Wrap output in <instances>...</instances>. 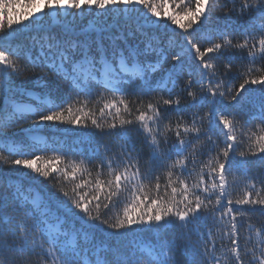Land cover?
Segmentation results:
<instances>
[{
  "label": "snow or ice",
  "instance_id": "1",
  "mask_svg": "<svg viewBox=\"0 0 264 264\" xmlns=\"http://www.w3.org/2000/svg\"><path fill=\"white\" fill-rule=\"evenodd\" d=\"M228 2L233 3L232 9L227 8ZM41 3L49 9H80L87 5L100 10L123 6L128 11H135V6L142 5L147 9L144 25L156 29L168 27L159 19H153L160 16L159 9L163 8V4L154 0H31L32 7ZM173 3L179 10L168 15L167 20L188 33L184 37L185 46L171 57L178 62L180 71H188V79L182 87L177 82L179 72L169 76L171 88L166 82L154 86L152 76L168 59L158 47L159 42H152L155 37H150L143 50L113 48L109 51L100 43L79 40L71 33L63 39L49 35L45 42H41L40 53L36 57L27 56L24 65L19 64V52L15 49L9 51L11 46L6 47L0 41V73L20 76L29 64L33 69L47 68L58 79L69 83V93L76 92L75 97L67 95L60 104H48L47 111L24 109L5 98L0 101V110L7 112L8 122L33 118V128L28 131L35 139L49 124L88 128L86 118L91 117L93 129L100 135L116 137L118 142V153L109 156L107 151L101 154L97 149L91 157L72 165L74 183L75 173L81 166L88 171L87 165L93 159L97 161L95 186L99 191L95 193L81 192L84 184L74 183L71 194L63 186L58 188L64 200L52 194L48 201L39 196L31 200L24 197L17 204L15 199L18 196L13 199L0 197V264H32L33 257L39 264H177L176 253L181 244L187 256L185 264H264V226L257 227L250 222L253 212L264 215V195H261L264 180H260L258 189L253 182L256 178L250 177L246 168L249 156L264 163V88L259 90V115L250 120L240 121L237 114L225 113L222 104V99L227 98L234 102L233 108H242L255 91L249 86H264V0H242L239 9L235 8V0H225V3L194 0V6L193 0H178V3L173 0ZM6 6L0 3V10ZM216 11H222L228 20L232 12L251 19L241 32L242 40L234 42L226 24L224 30L216 32L215 36L208 35V46L202 48L193 39L196 31L193 25L203 27V22L211 21L212 13ZM182 17H189L187 24L181 23ZM19 23L8 17L10 31L4 32V23L0 21V36L11 37L13 25ZM231 49L246 52L248 66L239 75L233 74L231 60L223 65L222 70L216 63ZM152 54L160 59L148 60ZM10 55H15L16 59H9ZM257 63L259 67L254 66ZM194 75L199 79L193 80ZM230 76L241 81L238 87L230 83ZM98 77L107 82L105 90L113 97L99 108V118L84 111L90 102L93 86H101ZM165 90L167 97L159 95ZM182 93L188 98L184 108L181 107ZM81 96L85 99L76 111L83 115H73V104H80ZM189 108L195 110L191 113L190 124L181 115ZM201 109L206 111L201 114ZM256 120L258 125L254 123ZM7 126L6 122L4 127ZM217 129L224 137L223 146L213 138ZM133 132L142 134L148 145L149 156L143 162L140 152L130 146ZM193 133L195 135L189 138ZM171 134L175 135V143H169ZM201 140L204 144L197 147ZM245 142L247 149L240 150L239 145ZM38 145L37 140L32 147ZM205 147L207 160L198 161V157L205 154ZM5 148L9 156L18 158L0 156V165L22 166L45 179L51 177L52 172L60 171L53 167L52 161L37 165L46 148L25 153L22 146L9 141H5ZM59 155L62 154H58L56 163H59ZM158 170L162 171L164 181L157 174ZM105 175L109 177L106 181L101 179ZM230 175L231 184L244 183L243 196L233 198ZM63 176L65 180L69 177L67 169L63 170ZM53 179L59 182V177ZM189 179L192 183L188 182ZM104 188L107 192L101 200L100 191ZM52 204L63 215L53 211ZM69 219L72 221L71 231L64 229ZM76 222H79V228L75 227ZM202 223L208 226L206 232H201L198 227ZM170 230H174L171 235ZM145 233L153 234L154 241H141L140 236ZM97 234L102 238L100 244L93 243ZM253 235L259 247L252 242ZM129 236L131 241L112 248L102 242L104 238L124 240ZM77 238L92 245L93 259L88 258L89 249L81 253Z\"/></svg>",
  "mask_w": 264,
  "mask_h": 264
},
{
  "label": "trees",
  "instance_id": "2",
  "mask_svg": "<svg viewBox=\"0 0 264 264\" xmlns=\"http://www.w3.org/2000/svg\"><path fill=\"white\" fill-rule=\"evenodd\" d=\"M153 2V0H150ZM157 4H163V8H160V16L154 17L153 19H159L162 24H167L168 27L156 29L148 25H144V15L147 9L143 6H135V11H128L123 9V6H117V9H113L111 6L105 10L96 9L94 6L89 8L87 5H83L80 9H68L67 7L53 8L49 9L41 3L37 7L31 6V0H0V3H5L7 6L0 10V21L4 23V32L10 31L7 27L8 17H12L14 20L20 21L19 24L13 25V35L11 37L0 36V41H3L4 46L10 45L8 49L12 51L17 50L20 54L19 64L24 65L26 63V57L32 56L36 57L41 51V42H45V38L49 35L55 36L57 39H63L68 33H71L74 37L79 40H86L89 43H100L106 49L111 51L113 48H118L122 51H127L132 48H137L143 50L150 37H155L156 39L152 42L158 43V47L161 49L164 55L168 57L167 61L163 62L159 71L155 72L152 76V81L154 86L162 82H166L168 87L171 88V81L168 79L169 76L176 75L177 82L182 87L184 82L188 79V71H180L178 67V62L171 59L172 55L180 52L182 46H185L184 37L188 34L179 25L171 24L167 20L168 15H174L179 9L173 0H154ZM221 3H225V0H220ZM178 3V0H177ZM242 0H235V8L239 9ZM194 6V0H193ZM227 8L232 9L233 3L228 2ZM119 9V10H118ZM30 14V15H29ZM249 16L240 17L236 12L231 13V18L228 20L222 11H216L212 13L211 21H204L203 27L200 24H194L193 29L196 31L193 33V39L196 40L202 48L208 46L207 36H215L216 32L224 30L225 25L228 24V33L233 41H239L243 39L241 35L242 30L250 22ZM189 17H182L181 23L187 24ZM27 25V27H24ZM192 30L190 29L189 32ZM47 52V48L44 49ZM216 55V54H210ZM244 57V59H241ZM9 59L15 60V55H10ZM141 59H145L141 57ZM150 61H156L160 59L155 54L147 57ZM231 60L233 65V74L239 75V73L248 66V59L245 51L231 49L228 52L223 53L216 63L219 65L220 69H223V65ZM198 63V62H194ZM259 67L260 64L254 65ZM47 73V75H45ZM261 74V73H257ZM38 77H43L42 80L37 79ZM193 80L199 79L198 76H193ZM100 79V85L93 86V92L90 98V102L84 111H89L94 113V115L99 118V108L103 106L104 101H111L113 99L112 94L105 89L108 87L107 82ZM231 84L238 87L240 80L232 79L230 76L228 78ZM255 91H253L249 98L245 101L244 105L237 106L233 108V101L227 98L222 99L223 111L228 114H237V119L240 121L250 120L255 116L259 115L260 103H261V88L262 85H251L249 86ZM178 91V89H177ZM76 96V92L72 91L69 93V83L62 79H58L54 72H50L47 68L33 69L29 64L27 70L23 71L20 76H5L0 73V101L5 98H9L16 105L24 108L25 106L29 109L36 111L42 110L47 111L48 104L55 102L60 104L61 101L67 96ZM156 95V94H154ZM159 95H164L167 97L168 93L165 90ZM184 100L182 101L181 107L184 108L188 102L186 93H182ZM98 97H101L99 100ZM117 99H119V94H117ZM85 97L81 96L80 104H73V115H83V113H77V109L81 108ZM11 109L9 108V111ZM107 111V110H106ZM114 113L115 109H111ZM122 116H123V110ZM195 111L194 109H187L182 112L184 120L189 124L191 123V113ZM201 114L206 109H201ZM67 115V113H65ZM7 112L0 110V156H8L9 159L18 158L17 156H9L7 149L5 148V141L15 142L16 146H22V151L25 153L31 151H37L41 148H46V151L42 155V161H38L37 165L42 166L43 161H52L53 167L60 170L52 172V176L48 179L38 176L37 174L31 172V170L24 169L22 166H10V165H0V197L8 196L10 199L14 197H19L15 199V203L19 204L23 201L24 197L31 200L33 197H42L44 201H48V197L55 194V197L59 200H64L62 193L58 191L60 186H63L65 190H68L71 194V190L74 187V183L84 184V188L80 189L81 192L95 193L99 190L96 189L95 179L96 171L95 166L97 161L93 159L91 164L87 165L88 171L84 170L81 166L80 170L75 173V180L73 183V178L71 175L72 165L74 163H79L82 158L91 157L94 150L99 149L101 154L107 151L109 156L114 153H118V142L116 137L108 135H100L95 129L91 127L90 119L87 117L89 127H78L67 124H49L44 127L43 130L33 138L28 130L33 128L34 120L33 118L18 119L16 121H7ZM175 114H173V119L175 120ZM105 119H108L106 116ZM8 123L7 127H4L5 123ZM110 122V121H109ZM118 123V121H117ZM255 124H259V121H254ZM107 127V124H105ZM222 125L220 128L222 129ZM119 131V128H117ZM195 134H190L189 138H192ZM237 136H240V131L237 132ZM213 138L216 139L221 146H223L224 137L219 129L214 130ZM39 142L37 148H33L32 145ZM176 138L174 134H171L169 143H175ZM130 146L135 147V149L140 152L143 160H146L149 156L148 145L144 142L142 134L138 132H133L130 138ZM204 144L201 140L197 143V147ZM248 147L247 142L240 144V150H246ZM204 155L198 157V161L207 160V147L203 149ZM59 155V163H56L57 156ZM83 154V157L81 156ZM236 159L239 160L240 157L237 155ZM249 163L246 168L249 171L250 177H255L253 181L257 184V188H260V180H264V163H260L256 157H247ZM67 169L69 172V177L65 180L63 176V170ZM51 171V169H49ZM89 171L91 174H89ZM206 171V170H205ZM235 171V170H234ZM243 169H240L242 172ZM240 172H235L239 175ZM161 175L162 181L165 177L162 171L158 170ZM53 177H59V182L53 179ZM109 177L107 175L103 176L102 180H107ZM230 181V191L232 192L233 198L241 197L245 194L244 183L231 184L232 176H229ZM189 183L192 180L189 179ZM170 192V189L168 190ZM107 192V188L100 191L101 200H103L104 194ZM264 195V192H261ZM95 201L93 202V204ZM53 211H57L59 215H63L59 212L55 204L51 205ZM251 223L257 227L264 226V215H261L259 211L253 212L251 214ZM75 227L79 228V222H76ZM201 232H206L208 226L205 224L198 225ZM72 221L69 219L68 223L64 224V229L71 231ZM170 230L169 235H171ZM101 236L97 234L94 244L101 243ZM141 241L144 243L154 241V235L151 233L141 234ZM193 239H196L193 236ZM132 237L129 236L124 240L121 239H103V244L109 248L120 246L127 241H131ZM70 241H66L69 243ZM252 242L259 243L255 235L252 236ZM77 243L80 245L81 253L84 254L85 249H89L88 258L91 257L92 245L85 244L82 240L77 238ZM219 254V253H217ZM191 255V253H188ZM187 256L185 255V249L183 244L178 249L176 253L177 264H185ZM32 264H39L35 257L32 258Z\"/></svg>",
  "mask_w": 264,
  "mask_h": 264
},
{
  "label": "rangeland",
  "instance_id": "3",
  "mask_svg": "<svg viewBox=\"0 0 264 264\" xmlns=\"http://www.w3.org/2000/svg\"><path fill=\"white\" fill-rule=\"evenodd\" d=\"M21 108H22V106H21ZM24 109H29V108L25 106Z\"/></svg>",
  "mask_w": 264,
  "mask_h": 264
}]
</instances>
